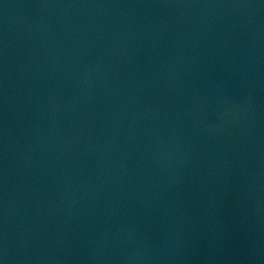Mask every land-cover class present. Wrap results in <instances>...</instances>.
Listing matches in <instances>:
<instances>
[{
    "label": "water",
    "instance_id": "water-1",
    "mask_svg": "<svg viewBox=\"0 0 264 264\" xmlns=\"http://www.w3.org/2000/svg\"><path fill=\"white\" fill-rule=\"evenodd\" d=\"M0 264H264V0H0Z\"/></svg>",
    "mask_w": 264,
    "mask_h": 264
}]
</instances>
